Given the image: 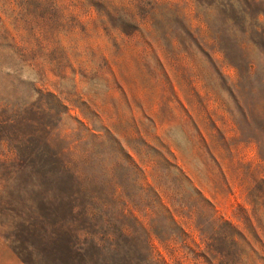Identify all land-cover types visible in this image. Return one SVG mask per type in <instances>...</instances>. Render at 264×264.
I'll list each match as a JSON object with an SVG mask.
<instances>
[{
    "label": "rangeland",
    "instance_id": "374dc122",
    "mask_svg": "<svg viewBox=\"0 0 264 264\" xmlns=\"http://www.w3.org/2000/svg\"><path fill=\"white\" fill-rule=\"evenodd\" d=\"M0 18L35 66L4 53L0 97L35 81L108 216L134 213L168 264H264V0H0ZM0 264H24L1 226Z\"/></svg>",
    "mask_w": 264,
    "mask_h": 264
},
{
    "label": "trees",
    "instance_id": "16d2710c",
    "mask_svg": "<svg viewBox=\"0 0 264 264\" xmlns=\"http://www.w3.org/2000/svg\"><path fill=\"white\" fill-rule=\"evenodd\" d=\"M261 34L264 36V30ZM21 46L0 18V61L5 53L23 66L35 68ZM251 67L248 61V72ZM30 90V97L21 102L0 97V226L20 261L168 264L153 255L149 232L134 213L120 211L114 218L108 216L103 209L109 204L99 206L64 150L50 146L51 125L38 117L40 111L33 102L35 96L44 94L34 80ZM90 136L98 137L93 132ZM110 199L113 204L117 201L114 196ZM125 218L133 219L145 234L138 250L131 248L134 232L123 224Z\"/></svg>",
    "mask_w": 264,
    "mask_h": 264
}]
</instances>
